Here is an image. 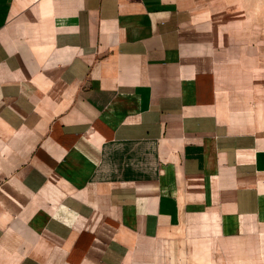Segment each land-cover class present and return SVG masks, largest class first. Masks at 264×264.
I'll use <instances>...</instances> for the list:
<instances>
[{"label": "crops", "instance_id": "0c3cea01", "mask_svg": "<svg viewBox=\"0 0 264 264\" xmlns=\"http://www.w3.org/2000/svg\"><path fill=\"white\" fill-rule=\"evenodd\" d=\"M219 5L0 0V264L262 253L264 66Z\"/></svg>", "mask_w": 264, "mask_h": 264}, {"label": "rangeland", "instance_id": "374dc122", "mask_svg": "<svg viewBox=\"0 0 264 264\" xmlns=\"http://www.w3.org/2000/svg\"><path fill=\"white\" fill-rule=\"evenodd\" d=\"M219 8L225 14L224 21L228 23V29L237 39L238 43H243L249 53L255 52L264 66V0H218ZM262 72L264 69H261ZM264 84V78L263 83ZM258 101L264 103V91L258 95ZM263 110L264 105H258L256 108ZM262 247L260 255L252 253L250 246L257 239H243L244 253L248 261L242 264H264V227L262 228ZM248 244V245H247ZM234 245V249H236ZM247 246V247H246ZM230 260L242 259V253L235 250Z\"/></svg>", "mask_w": 264, "mask_h": 264}]
</instances>
